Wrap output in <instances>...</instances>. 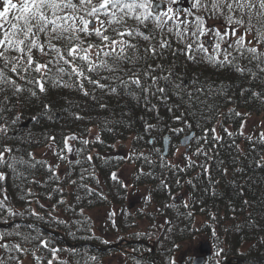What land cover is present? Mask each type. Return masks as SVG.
Segmentation results:
<instances>
[{"label":"trees","instance_id":"1","mask_svg":"<svg viewBox=\"0 0 264 264\" xmlns=\"http://www.w3.org/2000/svg\"><path fill=\"white\" fill-rule=\"evenodd\" d=\"M159 1L167 6L168 0ZM184 4L187 10L191 0H185ZM206 23L208 26L212 23V26L220 27L223 21L208 18ZM148 26L155 30L157 39L164 36L171 44L163 56L150 62L170 69L174 79L182 82L186 90L195 92L197 87L205 84L214 85L217 92L223 89L218 96L200 97L206 98L207 103L216 106L221 113L205 112V115L215 118L207 124L201 120L205 127L217 126V134L223 137L212 154L213 158L207 161L212 183H209L200 167L183 172L160 167L163 150L158 154L154 149H163V139L170 135L173 152L180 138L189 131L185 129L184 133L175 134L169 130L182 126L172 116L179 115L184 107L181 106L175 113L167 111L169 107L181 104L175 95L167 100L149 97L150 105H156V110L147 111L143 99L123 92L112 94L106 89L101 91L92 85H86L92 93L87 97L72 86L46 85L47 92L37 97L24 92L19 98L12 97L7 102L13 111L4 113V117L10 122L19 114L20 119L15 125L9 123V139L0 142L13 147L14 155L19 158L28 159L27 153L31 152L37 161L59 164L60 167L56 169L59 179L50 177L47 169L39 164L27 169L17 166L15 171L0 166V171L5 173V178L0 180V203L3 204L0 207V223L24 220L34 224H15L0 229V235L4 236L0 243L9 245L7 249L0 248L2 264H22L28 258L33 264H47L48 260L53 259L51 249H57L53 264H105V259L118 250L99 251V248L109 244L103 234H112L116 237L115 243L123 240L144 241L154 246L152 252V248L146 245L123 244L119 251L131 264H169L184 243L192 242L200 235L205 236L213 247V255L205 264H215L217 246L225 249L220 264H228L231 260L232 264H264V167L257 166L258 162L264 163V145L258 143L260 132L248 136L239 134L246 115L264 114V103L253 95L264 94V73H258L255 77L247 73L241 75L232 67H216L200 62V55H197L196 62L180 53L173 55L183 45L176 42L174 35L169 36L166 30L161 32L155 29L153 22H149ZM171 26L169 24L167 27ZM253 37L254 34L249 33L246 39L253 41ZM139 43L145 47L148 42L140 40ZM255 46L264 52V44ZM34 55L40 58L39 53L34 52ZM239 64L247 66L254 73L258 72L255 61L250 63L247 58H242ZM101 103L106 107L101 108ZM45 104L50 105L49 110L44 109ZM197 107L200 111L196 116L200 119L204 105L199 104ZM229 109L242 115L237 117L230 114ZM74 114L83 119H75ZM33 116L38 119L33 121ZM191 122V131L200 136L201 128L196 126V120ZM146 123L155 127L145 131ZM221 123L233 133L232 137L223 132L219 126ZM88 129H96L103 143L88 146L94 157L90 167L92 175L85 173L83 181L80 180L82 169L79 165L74 167L58 160L55 155L54 160L37 155L38 151L47 148L46 136H54L59 148L62 139L71 134L89 139ZM249 136L253 142H249ZM150 140L153 143H149ZM129 141L131 147L128 157L115 155V146ZM73 143L76 147L81 146L79 141ZM235 145L239 146V151ZM195 147L196 141H192L189 155H192ZM140 153L151 159L152 165L143 159H130ZM77 158L75 154L68 156V159ZM193 160L199 164L205 163L204 157L193 156ZM166 162H169V158H166ZM128 163L135 167L131 176L132 187L144 191L143 198L151 196L150 202L143 200L142 206L135 212H131L126 204L128 189L121 188L120 183L111 179L113 172L117 173ZM187 163L184 159L182 165H175L184 168ZM84 167L89 165L85 164ZM141 169L144 175H139ZM223 169L227 170L226 173ZM162 179L168 184L167 189L161 185ZM177 179L180 180L179 185L175 183ZM69 180H76L77 183L71 184ZM189 180L192 184L187 183ZM82 184L92 189L93 194H88L81 187ZM180 194H184L187 199ZM185 201L189 204L188 208L184 207ZM114 207H119L116 214L113 212ZM101 211L103 217L100 216ZM94 212L101 219L100 223L103 222L105 230L102 235L96 232V220L89 214ZM144 220L153 224L147 231L138 229V222ZM42 228L59 232L69 243L83 246L71 250L62 240ZM169 228L171 231H168ZM213 231L216 235H213ZM42 241L47 243L46 248L41 244ZM16 244L25 251H15L12 246ZM189 258L193 256H187L184 261H174L175 264H193V259ZM259 258L262 260L257 261Z\"/></svg>","mask_w":264,"mask_h":264},{"label":"snow or ice","instance_id":"2","mask_svg":"<svg viewBox=\"0 0 264 264\" xmlns=\"http://www.w3.org/2000/svg\"><path fill=\"white\" fill-rule=\"evenodd\" d=\"M177 3L178 0H168L165 10L158 11L160 5L155 0H0V96L3 97L0 100V141L9 139V123L15 125L20 119L19 114L10 122L4 117V113L13 111L7 102L12 97L19 98L24 92L37 97L47 92L46 85L72 86L85 97L92 95L86 85H92L94 89L101 91L106 89L112 94L127 93L143 99L147 111L156 110V105H150L149 97L167 100L175 95L181 104L169 107L167 111L175 113L183 106L184 111L172 116V119L182 126L169 130L175 134L189 130L181 141L186 149L184 159L188 163L184 168H180L166 162V157L160 156V167L180 172L200 167L208 177L209 183H212L207 161L213 158L212 154L223 137L217 134V126L205 127L201 120L207 124L215 118L205 115V112H214L217 115L221 113L216 106L208 104L206 98L200 97L218 96L223 89L217 92L214 85L205 84L197 87L195 92L186 90L182 82L174 79V73L170 69L150 62L163 56L164 51L171 48V44L164 36L157 39L155 30L148 25L153 22L155 29L161 32L166 30L169 36L174 35L176 42L183 45L182 48L176 49L173 55L183 54L193 62H196L197 55H200V62L216 67H232L241 75L247 73L255 77L258 73H264V52L255 46L264 44V0H191L187 10L180 9V12L184 13L182 16L176 14L174 5ZM208 18L221 19L223 23L220 27H210L206 23ZM130 21L133 23L130 24ZM169 24L172 26L167 27ZM249 33L254 34L253 41L246 39ZM140 40L148 42L147 46L142 47ZM34 52L39 53L40 58H37ZM242 58H247L250 63L255 61L258 72L254 73L247 66H240L239 60ZM253 95L264 103V94ZM199 104L204 105V112H201L200 119H197ZM43 107L45 110L50 109L48 104ZM100 107L105 108L106 105L101 103ZM229 113L237 117L242 115L232 109H229ZM74 118L83 119L78 114H74ZM31 119L35 121L38 118L33 116ZM192 120H196V126L201 128L200 136L191 131ZM219 126L228 137L233 136L222 123ZM154 127L155 125L146 123L145 131ZM87 131L91 133V129ZM239 134L244 135L243 124ZM247 139L253 142L251 136ZM76 141H79L80 147L72 143ZM191 141H196V147L192 155H189ZM45 142L58 160L81 167V181L86 178L85 173H90L94 159L88 146L92 143H103L99 134L94 140L75 134L65 136L59 148L54 136H46ZM149 143L153 141L150 140ZM258 143L264 145V132L259 134ZM235 147L239 151V146ZM162 150L154 149L158 154ZM14 151L7 143L0 142V166L15 171L17 166L27 169L39 164L47 169L50 177L59 179L56 171L60 167L59 164L51 165L37 161L31 152L27 153L28 159L19 158L14 155ZM176 151L178 152L179 148ZM70 154H75L78 158L68 159ZM193 156L204 157L205 163L199 164L193 160ZM130 159H143L149 165L153 163L142 153ZM85 164L89 167H84ZM257 166L264 167V163L258 162ZM223 171L226 173L227 170ZM139 175H144L143 169ZM4 178L5 173L0 171V180ZM111 179L120 183L121 188L129 187L119 181L115 172L111 174ZM69 183L76 184L77 181L69 180ZM175 183L179 185L180 180L177 179ZM187 183L192 184V181ZM161 185L166 189L169 187L163 179ZM81 187L88 194H93V190L86 184ZM150 200V195L145 197L146 203ZM0 207H3L2 203ZM184 207H189L187 201L184 202ZM188 215L191 216L192 213L189 212ZM213 235H216L214 231ZM3 239L4 236L0 235V240ZM41 244L47 247L46 242L42 241ZM8 247L9 245L0 243V248ZM12 248L17 252L25 251L19 244L13 245ZM51 252L53 259L48 260L47 264H53L56 259L57 249H51ZM224 252L223 247L217 246L214 253L217 258L215 264H220ZM169 264H175V261L170 260ZM193 264H198V260H194Z\"/></svg>","mask_w":264,"mask_h":264},{"label":"rangeland","instance_id":"3","mask_svg":"<svg viewBox=\"0 0 264 264\" xmlns=\"http://www.w3.org/2000/svg\"><path fill=\"white\" fill-rule=\"evenodd\" d=\"M214 24V22H212ZM209 24V26L213 25V24ZM243 132H244V136H248L253 134L254 132H264V114L260 115V116H249L246 115V118L244 120L243 123ZM98 134L96 129H92L89 139L90 140H94L95 136ZM73 143V142H72ZM131 147V142H126V143H119L115 146V155H121L123 157H128L129 155V150ZM179 148V151L177 152L176 149ZM184 154H185V149L182 148L180 146V144H178V146H176L175 150L172 152L171 149L169 151L168 154V158H169V162H171L172 164H178V165H182L184 162ZM37 155L39 157H43V158H51L54 160L53 158V152L50 151L48 148L42 149L40 151H38ZM73 154H70V156H72ZM135 167L131 164H126L124 165L117 173L119 179L125 183L128 184L129 187L128 189V197L126 199V204L128 205L127 207L129 208V206L131 207V210H138L140 209V207L142 206L143 200H145V197L143 198V196H145L144 191H140V190H136L134 187H132L130 180H131V175L134 172ZM180 196H182V198H186V196L184 194H180ZM179 197V196H177ZM187 199V198H186ZM119 207H114L113 212L116 214L118 211ZM91 215L94 216L95 220H96V224H97V230L96 232L99 233L98 235H102V231L104 228L103 222H101V219L99 217H97L94 213H90ZM100 216L103 217V213L102 211L100 212ZM102 224V226H100ZM151 226H153L152 223L144 220V221H140L138 222V229L139 230H143V231H147ZM99 230V232H98ZM157 231H160V228L156 227ZM102 236H104L105 240L109 243V244H115L116 241V237H114L112 234H103ZM206 237L203 235L197 236L195 238L194 241L192 242H186L182 245L181 250L178 251L176 253V256L174 257V260L177 262L178 260L184 261L186 259L187 256H193L197 250L198 247L201 243H203L204 241H206ZM112 255L109 256L106 259V264H131V262H127L128 258L119 251H116L115 253H111ZM197 255V252H196ZM129 261V260H128ZM22 264H33L31 262V260L25 259Z\"/></svg>","mask_w":264,"mask_h":264},{"label":"water","instance_id":"4","mask_svg":"<svg viewBox=\"0 0 264 264\" xmlns=\"http://www.w3.org/2000/svg\"><path fill=\"white\" fill-rule=\"evenodd\" d=\"M183 1H184V0H180L179 4L177 5L178 11H180V9H182V7H183V4H182ZM155 2H156V1H155ZM156 3L160 5V8H159V9H162V8L164 7V5H163L162 3H158V2H156ZM183 138H184V137H183ZM183 138L180 140V144H181L182 147L185 148V146L181 143V141L183 140ZM170 141H171V138H170L169 136H165V138H164V143H163V146H164V153H163V156H164V157H166L167 154H168V152H169ZM188 151H189V150H188ZM16 223L25 224L26 222H24V221H15V222H11V223H9V224H0V228H8V227H10V226H12V225H14V224H16ZM43 230L46 231L47 233H49V234H51V235L57 237V238H60L62 241L65 242V244L67 245V247L70 248V249H75V248L81 246L80 244L72 245V244L68 243V242L65 240L64 236H63L62 234H60V233L52 232V231L47 230V229H45V228H43ZM136 243H137V244H143V242H136ZM145 244H146V243H145ZM120 245H122V243H119V244H117V245H111V246H109V247H107V248H102V249H100V251L105 252V251H108V250H110V249H115V248H117V247L120 246ZM146 245H148V244H146ZM199 254H200V257H198V258L195 259V260H198V264H204L206 257H210V256L212 255V247H211V245H210L208 242H204V243H202V244L200 245V247H199ZM261 259H262V258H259V259H257V261H260ZM240 261H241V260H240ZM228 264H231V261H230Z\"/></svg>","mask_w":264,"mask_h":264},{"label":"bare ground","instance_id":"5","mask_svg":"<svg viewBox=\"0 0 264 264\" xmlns=\"http://www.w3.org/2000/svg\"><path fill=\"white\" fill-rule=\"evenodd\" d=\"M92 130V129H91ZM192 132H194V131H192ZM190 151V150H189ZM118 173V172H117ZM132 176V175H131ZM130 183H131V180H130ZM131 212L133 211V210H131V207L129 206V208H128ZM139 210V209H138ZM138 210H136V211H138ZM133 212H135V210L133 211Z\"/></svg>","mask_w":264,"mask_h":264}]
</instances>
